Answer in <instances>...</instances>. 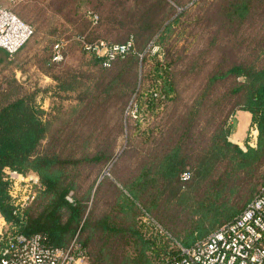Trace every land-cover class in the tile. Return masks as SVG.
I'll return each mask as SVG.
<instances>
[{"label":"trees","instance_id":"1","mask_svg":"<svg viewBox=\"0 0 264 264\" xmlns=\"http://www.w3.org/2000/svg\"><path fill=\"white\" fill-rule=\"evenodd\" d=\"M68 1L75 15L95 13L106 2L124 10L102 14V26L110 20L103 28L129 33L106 40L133 35L135 45L106 67L76 39L98 40L99 21L83 22L80 31L71 23L40 31L16 12L34 33L13 54L0 47V212L17 231L42 234L53 246L76 239L87 264H166L177 241L144 221V213L173 224L178 242L188 246L234 220L264 186V0ZM190 2L199 6L200 28L189 33L205 39L198 53L190 41L176 47ZM70 32L82 50L81 67L52 56L54 44ZM41 35L47 44L40 68L52 82L28 85L18 71H25ZM196 77L199 89L182 87V79ZM239 110L249 111L259 129L257 146L247 150L230 140L229 120ZM133 151L141 164L127 179L115 165ZM111 163L113 178L101 177ZM7 168L36 173L44 186L20 214L4 178ZM186 169L189 179L182 178ZM175 204L192 215L187 229L168 216Z\"/></svg>","mask_w":264,"mask_h":264},{"label":"built area","instance_id":"2","mask_svg":"<svg viewBox=\"0 0 264 264\" xmlns=\"http://www.w3.org/2000/svg\"><path fill=\"white\" fill-rule=\"evenodd\" d=\"M10 1L16 3V0ZM90 17L94 23L99 21L97 14L90 13ZM33 33V26L0 0V47L13 54ZM76 39L85 50L102 57L106 67L126 55L135 45L133 35L123 42L89 41L81 35ZM67 43L66 39H61L54 44L52 56L55 61L64 60ZM258 135L257 123L251 122L242 148L247 150L257 146ZM190 176L188 170L182 173L183 179ZM4 178L9 182L15 214H20L44 187L35 173L25 174L7 168ZM68 198L72 200L70 196ZM87 259L86 249L76 239L67 247L53 246L42 234L28 236L17 231L0 212V264H86ZM166 264H264V186L234 220L224 223L192 245L177 242V252Z\"/></svg>","mask_w":264,"mask_h":264},{"label":"rangeland","instance_id":"3","mask_svg":"<svg viewBox=\"0 0 264 264\" xmlns=\"http://www.w3.org/2000/svg\"><path fill=\"white\" fill-rule=\"evenodd\" d=\"M4 3H6L7 6L11 7L15 12L21 11L25 14V18L28 21H32L35 26L40 28V31L46 30L52 23H55L58 26H62L59 24H65L70 23L75 30L80 31V29L83 27V22H87L91 20L90 14L87 15H75L73 8V3H69L68 0H16V3H12L10 0H4ZM107 5L101 7L97 6L93 9L94 14H97L99 17V22H102V14L103 16H110L112 13L111 10H114L112 4L110 2H106ZM129 6L133 5L132 3H128ZM73 5V6H72ZM189 6L192 5L193 9L191 10V17L186 16L184 17L183 21L184 24L180 26V30H185L184 27H187L186 30L184 31V34L180 36V39L178 38L176 42V47H182V44L186 41H190L189 43L191 46L194 48L195 53H198L200 51V48L204 46L205 44V39L201 37V33H197V37L195 35H190L189 31L190 29H194L195 27L196 31L199 30L200 24L196 22V19L194 18V15H197V11L199 10L198 5H194V2L188 3ZM93 7V6H91ZM119 9V8H118ZM184 8L179 6L178 12L183 11ZM117 13H125L124 10H114ZM197 13V14H196ZM112 15V14H111ZM110 20H104L103 23L104 26L101 24L98 27L99 31V39H108L112 41H121L126 38V36L129 34L127 31H124L125 28H103L105 27V24L108 25V22ZM111 23V22H110ZM109 23V25H110ZM82 25V26H81ZM71 32L64 34L63 39H66L68 41L67 46L65 48V58L63 62L65 64L73 65L74 67H81L83 66L82 64V50L80 46L71 40ZM40 44H37L30 49V56L27 59L26 62L23 63V67L25 69L24 72L18 71V77L21 80H27V84L31 85L33 81L38 79V82L42 86H46L48 84H51L52 80L50 81L51 78L46 76L41 68L40 64H42V56H45L44 54V47L47 44V40L45 37H42V35L39 38ZM187 43V42H186ZM187 43V44H189ZM157 46L152 47V51L157 50ZM215 58V55H210L207 57V61L212 64L213 60ZM82 64V65H81ZM211 66V65H209ZM26 78V79H25ZM181 85L184 89H187L190 87V89H199V87L202 85L199 78L196 77L195 82L189 81L187 78H184L181 80ZM41 106L45 109H49V100L48 99H43L40 101ZM133 112L136 113L135 107L133 108ZM229 123L231 125V134L239 137L241 139L247 138L249 127L251 124V114L249 111L246 110H239L237 111L233 117L230 118ZM125 146L117 147L116 148V153H117V159L122 155V151L124 150ZM130 159L129 157L125 158L123 157L120 161H118V164L115 166H120L119 170L125 178L128 179V176L131 175L133 169L135 166H139L141 162H139L138 155L136 153L131 152L130 153ZM116 159V160H117ZM109 168H104L103 171L101 172V177H104V175H110V177L113 178L111 174V170L114 166V163H111L110 165L108 164ZM190 173V169H186ZM33 173V172H31ZM36 174V173H35ZM101 179V178H100ZM90 181V180H89ZM120 188H123L124 191L126 190L125 187L121 182H119L117 179L114 180ZM91 182V181H90ZM107 189V188H106ZM111 197L108 198V202H110ZM140 207L143 209L146 207L143 206L140 202H138ZM165 204V203H164ZM164 208V205L161 207V209ZM154 214V213H153ZM155 215V214H154ZM156 216V215H155ZM172 220L174 224L179 225L180 228H188V225L191 223L192 215L191 213L188 212V210H184L182 207L178 206L175 204V206L172 207L171 211L169 212L168 215ZM143 220L153 224L155 226V230H158V232L162 234H167L169 238H171L174 242H178L179 240L176 238V235L174 231L172 230V225L173 224H168L166 225L165 223H162L158 221L152 214L149 212L144 213L142 216ZM121 252V251H119ZM87 264V263H86Z\"/></svg>","mask_w":264,"mask_h":264},{"label":"crops","instance_id":"4","mask_svg":"<svg viewBox=\"0 0 264 264\" xmlns=\"http://www.w3.org/2000/svg\"><path fill=\"white\" fill-rule=\"evenodd\" d=\"M50 81H51V79H50ZM251 114V113H250ZM230 140L231 141H233L234 143H237V144H239V146L242 148V146H243V144L246 142V138L245 139H241V138H239V137H236V136H234V135H232L231 133H230ZM243 149V148H242ZM244 150V149H243Z\"/></svg>","mask_w":264,"mask_h":264}]
</instances>
